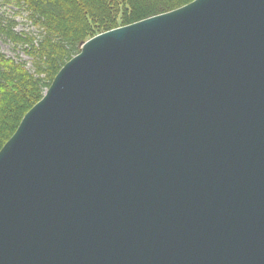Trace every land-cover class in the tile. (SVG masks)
<instances>
[{"label":"water","instance_id":"obj_1","mask_svg":"<svg viewBox=\"0 0 264 264\" xmlns=\"http://www.w3.org/2000/svg\"><path fill=\"white\" fill-rule=\"evenodd\" d=\"M0 264H264V0L85 41L0 150Z\"/></svg>","mask_w":264,"mask_h":264},{"label":"trees","instance_id":"obj_2","mask_svg":"<svg viewBox=\"0 0 264 264\" xmlns=\"http://www.w3.org/2000/svg\"><path fill=\"white\" fill-rule=\"evenodd\" d=\"M28 13L38 33H19L0 17V38L22 49L24 62L0 50V150L24 115L43 97L62 66L95 35L181 7L193 0H10Z\"/></svg>","mask_w":264,"mask_h":264},{"label":"rangeland","instance_id":"obj_3","mask_svg":"<svg viewBox=\"0 0 264 264\" xmlns=\"http://www.w3.org/2000/svg\"><path fill=\"white\" fill-rule=\"evenodd\" d=\"M0 17L14 19L17 23L16 31L19 33L27 32L35 35L38 33V29L29 20L28 13L10 0H0ZM0 50L7 56L24 62L26 67L34 72L31 58L22 49H16L4 37L0 38Z\"/></svg>","mask_w":264,"mask_h":264}]
</instances>
